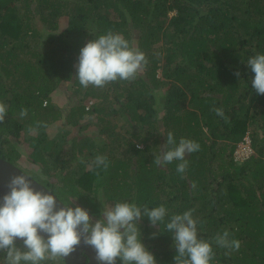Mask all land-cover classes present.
<instances>
[{
	"label": "trees",
	"instance_id": "16d2710c",
	"mask_svg": "<svg viewBox=\"0 0 264 264\" xmlns=\"http://www.w3.org/2000/svg\"><path fill=\"white\" fill-rule=\"evenodd\" d=\"M109 30L138 47L148 63L134 81L85 89L74 77L80 49ZM257 54H264V0H0V102L8 106L0 158L15 166L26 161L56 178L44 183L31 175L94 219L114 202L164 205L165 222L193 209L201 239L212 242L228 230L241 242L230 254L213 243L211 264H264V95L252 89L246 64ZM64 85L76 98L68 114L52 100ZM91 100L96 103L87 109ZM23 108L28 115L21 119ZM106 110L124 121L122 132L108 121L112 129L101 130L108 141L70 137L68 127L91 125L82 124L88 114L105 123ZM53 124L63 126V138L48 136ZM169 131L177 142L200 145L186 155L183 174L176 171L179 161L153 162ZM245 138L254 153L237 161ZM102 154L106 170L93 164ZM140 230L157 264H174L165 225L153 227L143 217Z\"/></svg>",
	"mask_w": 264,
	"mask_h": 264
},
{
	"label": "clouds",
	"instance_id": "9594fccd",
	"mask_svg": "<svg viewBox=\"0 0 264 264\" xmlns=\"http://www.w3.org/2000/svg\"><path fill=\"white\" fill-rule=\"evenodd\" d=\"M147 63L138 47L131 46L122 34L109 30L80 49L74 77L85 89L90 85L102 88L111 82L134 81ZM246 64L254 73L252 89L257 95H264V54L250 57ZM235 75L239 76V72ZM213 111L228 122L223 109ZM7 113L8 106L0 102V123L5 121ZM27 115L26 108L20 110L21 119ZM37 127H46V124L37 122ZM199 150L198 142L187 138L177 142L169 131L162 151L154 155L153 162L163 167L179 161L176 171L183 174L188 167L186 155ZM93 164L105 170L109 166L103 155H97ZM192 186L196 187L195 182ZM7 188L0 199V253L4 254L5 264H44L46 261L55 264L66 260L81 244L95 252L97 264H116L117 260L120 264H157L154 254L142 242L140 221L143 217L153 227L164 224L166 232L171 234L172 246L176 249L174 264H211L215 256L213 243L227 249L226 254L241 247L239 240L230 238L228 230L217 233L212 242L201 239L197 225L202 221L193 217V209L173 214L165 222L168 209L164 205L150 208L134 202H114L103 207L99 218L94 220L87 209L64 204L43 187L38 189L23 172L11 176ZM156 235L152 233L153 238Z\"/></svg>",
	"mask_w": 264,
	"mask_h": 264
},
{
	"label": "rangeland",
	"instance_id": "374dc122",
	"mask_svg": "<svg viewBox=\"0 0 264 264\" xmlns=\"http://www.w3.org/2000/svg\"><path fill=\"white\" fill-rule=\"evenodd\" d=\"M69 86L67 85H64L62 86L61 88H59L56 93L54 94V97H53V102L56 103L57 105H59L62 110L64 111L65 114H68L69 113V110L71 109V107L74 105V102L76 99L74 97V95L72 94V91L69 90L68 88ZM96 101L95 100H91L89 103H84L87 107H91L92 104H95ZM109 111L106 110L105 113H103L102 115L105 116L106 113H108ZM106 119H105V123L103 122H100L99 121V118L98 115H91V114H88L85 119L87 120L86 121H83V123H88V122H91V125H89V127L86 129V130H79L78 128H72L71 126L68 127L67 129L68 130H72V135H70V137L74 138L76 137V139L80 138L81 140H84L85 138L84 137H90L93 139L94 142H101L102 140H109L108 139V135H103L101 130H103V127L108 125L111 129L112 127L110 125H112L114 127V125H116V132H122L124 129V121L123 120H117V119H113V117H107V115L105 116ZM110 122L109 124L107 122ZM63 128V126L61 124H58V125H51L50 128L47 130V133H48V136L52 137V138H60L62 137L63 138V132L61 131ZM66 139H64L65 141ZM63 141V142H64ZM84 142V141H82ZM81 143V142H79ZM142 147V146H141ZM19 149L24 151L25 148L23 146H19ZM26 151V150H25ZM27 153V151H26ZM67 155V153L65 154ZM103 156H105V154H102ZM73 159V158H72ZM70 160V158H69ZM22 162V163H21ZM20 164H18L19 168H21L23 171H25L28 175H34L36 177H39L41 180L45 182H51L53 180H57L56 178L52 177V178H47L46 176H44V174H42V172L40 170H37L35 168H33L31 165H29L28 162L26 161H21ZM73 163H74V159H73ZM69 165H70V162H69ZM72 166V164H71ZM46 186V185H45ZM106 207V206H105ZM94 219V218H93ZM95 220V219H94ZM155 248L159 249L160 247L156 246ZM52 261H50L51 263ZM46 264H49L47 261H46Z\"/></svg>",
	"mask_w": 264,
	"mask_h": 264
},
{
	"label": "water",
	"instance_id": "95a60500",
	"mask_svg": "<svg viewBox=\"0 0 264 264\" xmlns=\"http://www.w3.org/2000/svg\"><path fill=\"white\" fill-rule=\"evenodd\" d=\"M22 172L28 175L18 166H15L9 161L0 158V199H2L3 195L8 191L7 183L10 177L13 175L22 174ZM30 177L32 178L34 184L37 186L38 189L43 187L45 191L51 192L57 199H59L48 187L43 185L41 182H39L32 176ZM59 206H63V205L60 204ZM64 263L65 264H97V261L95 260V252L90 247L81 244L76 249L75 252H73L69 257H67L66 260H64ZM116 264L118 263L116 262Z\"/></svg>",
	"mask_w": 264,
	"mask_h": 264
},
{
	"label": "built area",
	"instance_id": "2783aa9c",
	"mask_svg": "<svg viewBox=\"0 0 264 264\" xmlns=\"http://www.w3.org/2000/svg\"><path fill=\"white\" fill-rule=\"evenodd\" d=\"M47 105V102L44 103V106ZM89 107H87L88 109ZM254 153L252 146H251V141L249 138H245L244 142L240 143L236 152H235V157L237 161H246L248 160L252 154Z\"/></svg>",
	"mask_w": 264,
	"mask_h": 264
}]
</instances>
